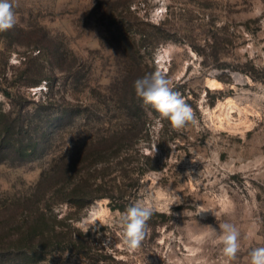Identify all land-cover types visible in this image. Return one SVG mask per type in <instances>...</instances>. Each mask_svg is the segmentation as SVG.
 Here are the masks:
<instances>
[{"label": "rangeland", "instance_id": "obj_1", "mask_svg": "<svg viewBox=\"0 0 264 264\" xmlns=\"http://www.w3.org/2000/svg\"><path fill=\"white\" fill-rule=\"evenodd\" d=\"M12 2L0 121L32 130L15 136L23 152L0 150V264H222L223 223L239 231L230 264H250L264 247V0ZM167 42L178 50L157 64ZM156 70L196 126H157L133 88ZM118 128L131 142L96 164L89 141ZM137 202L155 210L129 251L120 215Z\"/></svg>", "mask_w": 264, "mask_h": 264}, {"label": "clouds", "instance_id": "obj_2", "mask_svg": "<svg viewBox=\"0 0 264 264\" xmlns=\"http://www.w3.org/2000/svg\"><path fill=\"white\" fill-rule=\"evenodd\" d=\"M17 23L16 12L12 0H0V33L12 29ZM178 50L173 42H167L157 50V64H166ZM135 95L142 101L143 106L149 107L157 114L156 124L164 127L167 121L170 130L181 131L189 124L196 126L198 118L180 91L176 90L173 81L162 70L146 73L133 83ZM151 203H132L120 215L122 227V246L129 251L137 250L145 238L147 221L154 212ZM212 232L216 229L207 226ZM218 233L219 241L223 245L222 264H230L236 259L239 251V231L230 224L223 223ZM250 264H264V247H258L250 252Z\"/></svg>", "mask_w": 264, "mask_h": 264}, {"label": "trees", "instance_id": "obj_3", "mask_svg": "<svg viewBox=\"0 0 264 264\" xmlns=\"http://www.w3.org/2000/svg\"><path fill=\"white\" fill-rule=\"evenodd\" d=\"M124 38V37H123ZM41 80V79H40ZM39 83V82H38ZM37 84V83H36ZM7 97L11 96L9 92L4 93ZM131 96L133 97L134 94L131 93ZM130 97V95H129ZM46 104V103H45ZM39 106L42 109H48L49 105H44L43 103L39 104ZM128 107V106H127ZM43 111V110H42ZM12 112L7 114V118L5 117L4 120L0 121V150H6L8 153H19L21 149V152H23L24 147L22 148L21 146L16 147V140L15 136H20L21 133L26 134V136H29L30 131L32 130L29 127V123L25 122L24 120H20V117L14 118V119H9L8 115H11ZM66 110L62 109V111L57 112V123L58 122H63L64 118L66 117ZM56 123V124H57ZM30 129V130H29ZM116 129L113 132H110L109 130H105L104 133L105 135H102L96 140H90L89 145L87 148H95V156H96V164L100 163H106L110 158H114L115 156H118L120 153V148H122V145L124 144H129L131 142V138L128 137L125 134H122V132ZM17 138V137H16ZM25 138V137H24ZM28 140L31 141V137H28ZM91 142H95L91 144ZM41 146V151H43L44 144L42 145H32V150H39ZM87 196V195H86ZM102 195H89L87 197L85 196H78V199H85V198H90L92 200L96 198H100ZM61 202H66L65 200H61ZM63 234H61L62 236ZM63 241V239H62ZM6 260L5 256L0 253V261ZM9 261V259H7ZM5 264V263H2Z\"/></svg>", "mask_w": 264, "mask_h": 264}, {"label": "bare ground", "instance_id": "obj_4", "mask_svg": "<svg viewBox=\"0 0 264 264\" xmlns=\"http://www.w3.org/2000/svg\"><path fill=\"white\" fill-rule=\"evenodd\" d=\"M208 83L211 86V88H215V87L219 86V83L215 80H209Z\"/></svg>", "mask_w": 264, "mask_h": 264}]
</instances>
